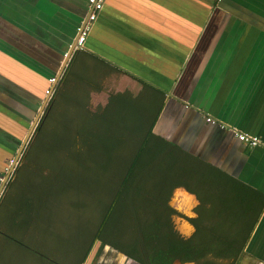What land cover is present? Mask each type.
<instances>
[{
  "label": "crops",
  "instance_id": "0c3cea01",
  "mask_svg": "<svg viewBox=\"0 0 264 264\" xmlns=\"http://www.w3.org/2000/svg\"><path fill=\"white\" fill-rule=\"evenodd\" d=\"M88 2L0 0V111L22 114L28 96L31 106L33 100L38 103L33 97L59 72L87 20ZM253 9L240 0H107L83 50L74 56L75 49L67 64L75 57L74 75L82 82L95 76L92 104L105 107L110 94L128 91L141 95L139 104L145 107V99L159 90L162 107L152 131L175 153L162 149L153 163L157 159L163 165L159 176L188 178L191 186L201 166L210 187L231 193L229 201L238 202L236 223H253L236 264H264V0H258V11ZM89 64L95 72L89 73ZM232 128L257 136L261 144L247 146ZM7 145L17 147L0 130V185L7 173H1ZM245 186L253 198L239 194L234 199ZM172 194L174 229L190 238L196 233L191 220L198 215L199 199L184 185ZM239 202L250 207L249 214L241 212ZM81 264L149 260L95 241Z\"/></svg>",
  "mask_w": 264,
  "mask_h": 264
},
{
  "label": "trees",
  "instance_id": "16d2710c",
  "mask_svg": "<svg viewBox=\"0 0 264 264\" xmlns=\"http://www.w3.org/2000/svg\"><path fill=\"white\" fill-rule=\"evenodd\" d=\"M81 50L83 49H77L74 56H77V52ZM74 65L75 57L72 58L60 80L57 82L44 114L16 164L4 192L0 197V217L8 201L11 200L15 193L16 184L20 182L19 179H21L22 176L21 173L24 170H27V173L31 174L35 172L32 167H29L33 164L31 156L33 155L35 144L42 139L47 129L51 131L56 125L54 129L56 130V128H59V125H62V128L63 124L66 125L64 128L67 129L69 127L67 122H65L68 114H71L66 111L67 103H70L69 105L71 106L74 104L75 112L72 111V113L76 121H80V123L84 122V128H82L83 126H74L75 142H77V139L82 138V136L84 137L85 133H88L93 138H96L97 143L94 142V144L97 146V139H99L101 144L100 147L106 154L111 153L118 138L114 140V137H109V135L102 138L101 135L103 132H106L105 128L118 126L119 121H124L126 123V129L138 135L139 139L132 152L131 158L125 166L126 172L120 181L119 188L112 196L110 203L105 207L103 216L100 222H98L95 232L83 248L82 256L77 263L81 264L95 241L98 240L101 244H112L110 239L105 235L108 233L109 222L116 219V211L121 205L122 199L128 195L130 187L136 181L135 177L139 172L138 169H149L153 164L157 165L156 162L153 163V157L162 151V149L163 152L172 154L174 150L171 148L170 151V148L163 146V142H165L164 139L155 135L152 131L153 124L162 107V96L158 94V89L156 91L153 88L155 92L150 93L149 97L145 99L148 102V105L145 107L139 104V101L142 99L141 95L132 96L130 92L126 91L116 95L110 94L109 101L102 110L98 112L92 111L89 107V99L90 91L94 89L95 82L93 79L84 82L78 80V77L74 75L76 74ZM51 79L45 87H42L40 94L33 97L38 100L37 104H35L33 100L31 106L32 97H24V110L22 114L14 113L9 110L0 111V130L7 139L13 138L14 142L17 143V147L13 149H10L9 145L6 146L8 151L7 162L10 159H14L19 148L18 146L24 139L31 122L35 118L41 102L50 90V85L52 84ZM63 103L65 104V108L62 107ZM64 111L67 114L64 113ZM84 116L86 117L85 119ZM87 122L90 124L89 127L85 126ZM61 131L62 130L59 129V132ZM79 146L81 148L83 147L82 144H79ZM79 146L75 144V148H80ZM89 149H91V147ZM7 162L1 171L2 174H4L10 166ZM109 162L110 161L107 160L102 165L108 168L110 167ZM152 169L153 167L150 170ZM205 171L206 169H202V167L199 166V173L201 175L199 174L197 178H192V182L195 183L194 185L192 184V186L191 180L188 178L178 179L174 175L161 176L160 182L162 183L163 189L157 191V195H151L146 190L134 188L133 191L138 195L136 202H148L147 205H149L148 209L150 210L149 212L134 214L135 221L133 230L137 232V236L134 242L129 244L130 246L125 248L124 244L121 245L122 243H117V246L115 244L112 245L140 261L145 259L149 260V264H172V262L177 259L183 262H195V264H224V260H228V264H236L240 258L239 253L247 242V235L253 223L251 220L241 225L236 223L239 219L238 215H236L238 212L235 210V206H237L238 202L229 201V194L231 195V193L224 194L218 189L210 187L206 180L207 176ZM155 174H158V170L155 171ZM28 181L29 183H39L35 179H28ZM196 184H198L199 187H197ZM141 185L142 184H140V186ZM179 185H184L196 194L200 202L196 208L198 215L191 220L196 227V233L190 238L182 237L174 229L171 219V216L177 212L169 205L168 201L173 192V188ZM30 189H32V187ZM241 192L242 191L237 190L234 199L238 198L239 194L242 196L246 195L247 198H253L248 196L252 194L250 193L249 187L245 186L244 192ZM31 202L32 200L27 199L24 200L23 205H20V208H23L24 215L27 216V218L34 215V207L32 208ZM16 203H18V201ZM239 205L243 214H249L250 207L246 203L239 202ZM141 213H143L144 216H141ZM23 224L30 227L33 223L29 220V223L26 224V221H24ZM0 236H4L16 242L17 245L22 247L25 251L29 253L32 251L45 258V260L51 261L53 264H70L59 259L55 260L54 256L52 257L42 253L37 250L36 247L31 246L28 241L18 239L15 235L9 234L5 227H3L2 222L0 223Z\"/></svg>",
  "mask_w": 264,
  "mask_h": 264
},
{
  "label": "rangeland",
  "instance_id": "374dc122",
  "mask_svg": "<svg viewBox=\"0 0 264 264\" xmlns=\"http://www.w3.org/2000/svg\"><path fill=\"white\" fill-rule=\"evenodd\" d=\"M240 1L242 4L245 3L247 9L255 8L258 11V0ZM223 5L225 6L221 3L218 7L223 9ZM88 69L89 73L94 71L90 64ZM92 79H95V76ZM90 101L91 97L90 110L98 112L103 109V106L96 105V102L92 104ZM69 104L66 105V111L71 114H68L65 120L69 129L64 128L66 125L63 124L62 128V125H59V128L54 130L55 125L53 130L47 129L42 139L35 144L31 156L33 164L29 166L35 172L31 174L24 170L21 173L20 182L16 184L15 193L1 214L0 223L2 222L9 234H18V239L27 240L42 253L54 256L55 260L77 264L83 248L103 216L105 207L120 186L126 172L125 166L131 158L139 136L126 129L124 121H119L118 126L105 128L106 132L101 135L102 138L107 135L114 137V140L118 138L110 154L102 151L99 139L98 146L95 145L96 138L88 133L75 142L74 126L84 128V122L76 121L72 113L75 112L74 105ZM62 107L65 108L64 103ZM85 124L86 127L90 126L89 122ZM59 129L62 131L59 132ZM75 144L78 146L82 144L83 147L75 148ZM107 160L110 161L108 168L102 165ZM155 161L157 163V159ZM7 163L11 165L10 160ZM159 166L153 164L149 169H138L136 181L130 187L128 195L122 199L116 211V219L109 222L108 233L105 234L113 245L122 243L121 245L124 244L127 248L134 242L137 236V232L133 230L134 214L149 212L150 209L148 202H136L138 195L133 189L140 188L151 195H157V191L163 189L160 182L163 175L155 174V171H160L163 167ZM28 179H35L39 183H29ZM20 199L32 200L33 220H30L31 216L27 218L19 213L23 210L16 203ZM141 216L144 214L141 213ZM17 219L19 222L26 221V224L30 220L33 224L29 227L18 222L16 225ZM26 260H30V264H53L37 254H28L16 242L0 236V264H25Z\"/></svg>",
  "mask_w": 264,
  "mask_h": 264
},
{
  "label": "water",
  "instance_id": "95a60500",
  "mask_svg": "<svg viewBox=\"0 0 264 264\" xmlns=\"http://www.w3.org/2000/svg\"><path fill=\"white\" fill-rule=\"evenodd\" d=\"M78 35H79V33H78ZM77 39H78V36H77ZM77 39L74 41V43L72 44L70 50L66 54L65 59H64V61L62 63V66H61L59 72L56 74L55 80L52 83V85L50 87V90L48 91L46 97L42 101V104L39 107L35 118L31 122L30 127H29L26 135H25V137H24L19 149L17 150L16 155H15L11 165L9 166V168L7 170L6 176L4 177V179H3V181H2V183L0 185V194L3 192V189H4L5 185H6L9 177L13 173V171H14V169L16 167V164L18 163L20 157L22 156V153H23L24 149L26 148L31 136L33 135V133H34V131H35V129H36L41 117H42V115L44 114L45 108H46V106H47V104H48V102H49V100H50V98H51V96H52V94H53V92L55 90L56 84L60 80L61 76L63 75V73L65 71V68H66V66H67V64H68V62H69V60L71 58V55L73 54L74 50L76 49Z\"/></svg>",
  "mask_w": 264,
  "mask_h": 264
},
{
  "label": "built area",
  "instance_id": "2783aa9c",
  "mask_svg": "<svg viewBox=\"0 0 264 264\" xmlns=\"http://www.w3.org/2000/svg\"><path fill=\"white\" fill-rule=\"evenodd\" d=\"M107 0H89V14L85 23L79 28V35L77 39L76 49H83L86 39L92 29L94 22L98 19L99 13L102 11L106 4ZM54 82L55 78L51 79ZM208 121L214 122L215 120L211 117H207ZM225 127V125L222 124ZM239 140L244 142L247 146L253 147L258 144H261L260 139L257 136L250 135L245 132L238 131L235 128H232ZM13 159H10L12 163Z\"/></svg>",
  "mask_w": 264,
  "mask_h": 264
},
{
  "label": "flooded vegetation",
  "instance_id": "af4514ba",
  "mask_svg": "<svg viewBox=\"0 0 264 264\" xmlns=\"http://www.w3.org/2000/svg\"><path fill=\"white\" fill-rule=\"evenodd\" d=\"M98 241V240H97ZM172 264H173V262H172Z\"/></svg>",
  "mask_w": 264,
  "mask_h": 264
}]
</instances>
